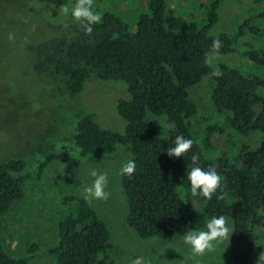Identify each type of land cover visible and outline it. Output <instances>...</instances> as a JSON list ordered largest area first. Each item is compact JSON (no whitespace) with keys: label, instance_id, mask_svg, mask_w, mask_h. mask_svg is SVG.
I'll use <instances>...</instances> for the list:
<instances>
[{"label":"trees","instance_id":"1","mask_svg":"<svg viewBox=\"0 0 264 264\" xmlns=\"http://www.w3.org/2000/svg\"><path fill=\"white\" fill-rule=\"evenodd\" d=\"M250 1L260 7L255 18H264V0ZM145 2L147 13L139 15L132 32L119 17L105 11L100 12L102 21L91 33L71 20L65 21L67 28L65 22L48 24L56 35L29 47L33 71L57 84L62 101L75 98L90 80L123 82L129 96L115 104L117 114L126 122L123 133L101 128L92 114H76L73 132L63 138L58 150L46 144L52 152L46 161L78 166L76 150L80 157L126 150L136 168L131 175H121V185L127 201L126 222L137 236L182 235L203 229L212 216L224 215L233 221V261L252 264L254 231L264 230V76L246 78L225 65L212 68L208 54L214 39L221 41L216 54H226L233 51L244 31L254 36L260 31L250 27L249 18L235 36H211L224 0H206L201 27L169 11L166 0ZM244 45L245 57L264 70V50ZM205 76L212 79V105L225 117L227 128L241 137L262 133L255 150L243 146L234 159L214 154L211 138L222 131L216 125H208L202 139L194 138L191 119L197 110L188 90ZM150 116L164 119L165 135L156 131ZM178 135L191 138L192 148L179 158L169 157L167 148ZM45 149L44 145L37 151L43 154ZM193 154L200 167L214 168L221 177L210 199L191 194L187 170L193 167ZM25 170L23 160L0 162V234L1 216L22 197ZM62 205L68 214L57 223V244L47 251L53 264H95L108 240L105 224L83 199L67 196ZM37 248L32 245L27 253L32 257ZM29 259L30 255L11 258L4 252L0 236V264H28Z\"/></svg>","mask_w":264,"mask_h":264},{"label":"rangeland","instance_id":"2","mask_svg":"<svg viewBox=\"0 0 264 264\" xmlns=\"http://www.w3.org/2000/svg\"><path fill=\"white\" fill-rule=\"evenodd\" d=\"M66 3L73 4L72 0H0V162L23 160L26 163L23 176H27L21 186L22 197L1 216L4 252L14 259L30 255L28 264H53L47 251L57 244V223L68 214L62 200L67 196L82 199L83 187L93 179L89 170L95 167L108 173L105 190L109 193L106 200L87 202L108 231V240L95 264H130L137 256H144L150 264H237L231 253L230 218L229 240L203 254H193L183 243V234L142 239L129 228L120 174L121 166L130 159L126 150L97 157H80L76 150L73 153L80 161L78 166L59 160L46 161L52 153L46 144L58 148L63 138L73 132L76 114H92L96 123L107 130L123 133L126 128V122L115 110L119 99L129 97L123 82L90 80L75 98L62 101L58 98L57 84L49 77L37 75L30 65L29 47L56 35L48 24L65 22L59 8ZM205 3L206 0H166L169 11L199 27L205 23L202 7ZM91 4L98 12L108 11L119 17L131 32L139 15L147 13L145 0H91ZM259 11L260 7L253 6L250 0H224L218 10V22L209 32L211 36H235L249 18L250 27L260 32L254 36L244 31L233 44L232 52L209 58L210 67L225 65L246 78L264 76V70L244 55V44L264 50V18H255ZM213 86L212 79L205 76L188 90L197 110L191 119L194 138L202 139L206 127L216 125L222 131L211 138L214 154L234 159L243 146L255 150L262 133L241 137L227 128L225 117L213 108ZM149 119L156 122V131L165 135L164 119L152 116ZM44 145L46 149L40 154L37 148ZM201 230H206V226ZM254 233L256 240L250 260L257 264L264 252V230L257 229ZM32 245L38 248L31 257L27 251Z\"/></svg>","mask_w":264,"mask_h":264},{"label":"clouds","instance_id":"3","mask_svg":"<svg viewBox=\"0 0 264 264\" xmlns=\"http://www.w3.org/2000/svg\"><path fill=\"white\" fill-rule=\"evenodd\" d=\"M59 14H62L65 21L71 20L74 23H79L85 33H91L93 26L102 21V14L94 11L91 5V0H75V3L69 6L68 3L59 8ZM68 27V23L63 25ZM12 37L9 36V39ZM221 47V41L214 39L211 46L209 57H214L218 49ZM219 75V73H213ZM193 140L178 135L175 137L173 146L167 148L169 157L179 158L187 153L192 148ZM193 167L187 170V179L191 185V194L193 197H202L210 199L213 192L221 184V177L217 174L214 168L207 170L198 165V156L192 155ZM136 168L133 160H127L120 169L121 175H131ZM89 176L92 177L90 184L83 187L80 195L82 199L88 203L93 200H106L109 193L105 190L108 184V173L101 171L95 167L89 170ZM231 232L230 222L224 215L212 216L206 223V230H189L182 235V240L187 245L193 254H203L205 251H213L215 245L229 240ZM130 264H150L144 256H137L131 259ZM257 264H264V252L258 257Z\"/></svg>","mask_w":264,"mask_h":264}]
</instances>
